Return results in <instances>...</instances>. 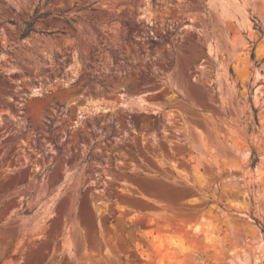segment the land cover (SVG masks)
<instances>
[{"label":"rangeland","instance_id":"rangeland-1","mask_svg":"<svg viewBox=\"0 0 264 264\" xmlns=\"http://www.w3.org/2000/svg\"><path fill=\"white\" fill-rule=\"evenodd\" d=\"M255 24L264 0H0V264H264Z\"/></svg>","mask_w":264,"mask_h":264},{"label":"trees","instance_id":"trees-1","mask_svg":"<svg viewBox=\"0 0 264 264\" xmlns=\"http://www.w3.org/2000/svg\"><path fill=\"white\" fill-rule=\"evenodd\" d=\"M45 16H48V13H42V14H38V12L36 11L34 16L31 18V20L26 23V26L24 28V30L22 31V34H21V37H26L28 36L30 33L34 32L35 30L33 29V24L34 22L39 19V18H42V17H45ZM255 27L256 29L259 30V32L262 34L263 33V29L261 28V26L255 24ZM251 58H253V53L251 55ZM252 111L255 113L256 110L254 108H252ZM254 122L256 123V118L254 117ZM248 130L250 131L251 130V126L249 125L248 126ZM259 162V159L258 157L255 155V152L254 150H252V153H251V156H250V167L251 168H254L257 163ZM261 233H262V236H263V240H264V224L261 225Z\"/></svg>","mask_w":264,"mask_h":264},{"label":"bare ground","instance_id":"bare-ground-1","mask_svg":"<svg viewBox=\"0 0 264 264\" xmlns=\"http://www.w3.org/2000/svg\"><path fill=\"white\" fill-rule=\"evenodd\" d=\"M205 221V220H204ZM203 230V232L207 235V236H210V235H213V228H212V223L211 221H205L204 224L202 226H200ZM212 237V236H211ZM171 238V236L168 235V238H166L165 235H162L160 237V239L158 240V244L159 246H163V243L164 241H169V239Z\"/></svg>","mask_w":264,"mask_h":264}]
</instances>
